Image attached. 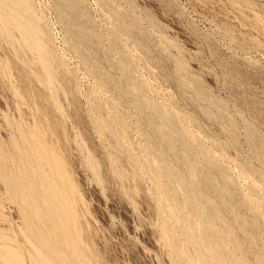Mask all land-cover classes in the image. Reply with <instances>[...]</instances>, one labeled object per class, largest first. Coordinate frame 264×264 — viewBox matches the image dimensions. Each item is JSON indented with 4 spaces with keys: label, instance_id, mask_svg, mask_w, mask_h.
I'll list each match as a JSON object with an SVG mask.
<instances>
[{
    "label": "rangeland",
    "instance_id": "1",
    "mask_svg": "<svg viewBox=\"0 0 264 264\" xmlns=\"http://www.w3.org/2000/svg\"><path fill=\"white\" fill-rule=\"evenodd\" d=\"M0 19V264H216L207 228L264 264V0H0Z\"/></svg>",
    "mask_w": 264,
    "mask_h": 264
},
{
    "label": "bare ground",
    "instance_id": "2",
    "mask_svg": "<svg viewBox=\"0 0 264 264\" xmlns=\"http://www.w3.org/2000/svg\"><path fill=\"white\" fill-rule=\"evenodd\" d=\"M69 2V1H68ZM13 7V6H12ZM1 20V19H0ZM2 30H3V28H2ZM7 35V34H6ZM43 47V46H42ZM39 49H41V48H39ZM44 50V49H43ZM42 54V53H41ZM44 54H45V56H46V53H45V51H44ZM46 59H47V57H45ZM42 62V61H41ZM48 62V61H47ZM50 67V66H49ZM48 76V75H47ZM168 107V106H167ZM148 113V112H147ZM149 118V117H148ZM169 120V119H168ZM110 122V121H109ZM127 126V125H126ZM112 127V126H111ZM157 127V126H156ZM178 127V126H177ZM120 128V127H119ZM118 128V129H119ZM177 130H178V128H177ZM59 133V132H58ZM117 137V136H116ZM172 137H174V136H172ZM154 138H155V136H154ZM160 141V140H159ZM126 142V141H125ZM180 142V141H179ZM166 143H167V141H166ZM160 145V144H159ZM167 145V144H166ZM41 149H42V147H41ZM63 149V148H62ZM64 150V149H63ZM157 150V149H156ZM67 151V150H66ZM34 152V151H33ZM44 153V152H43ZM167 154V153H166ZM179 154V153H178ZM56 155V154H55ZM54 154H53V157L55 156ZM39 156V155H38ZM37 156V157H38ZM169 156V155H168ZM40 157V156H39ZM53 157H51V158H53ZM41 159V158H40ZM46 159V158H45ZM118 159V158H117ZM43 160V159H42ZM55 160H56V157H55ZM57 161H58V159H57ZM56 161V162H57ZM60 161V160H59ZM39 162V161H38ZM45 162V161H44ZM113 162V161H112ZM37 163V162H36ZM53 163V162H52ZM58 163V162H57ZM60 164V163H59ZM117 164V163H116ZM54 165V164H53ZM52 165V166H53ZM64 165V164H63ZM62 165V166H63ZM46 166H47V164H46ZM55 166H57L56 164L54 165V167ZM42 167V166H41ZM40 167V169H42ZM50 167V166H49ZM59 167V166H58ZM59 168H61V167H59ZM63 168H64V166H63ZM116 168V167H115ZM173 168V167H172ZM47 169H48V167H47ZM51 169V168H50ZM55 169H56V167H55ZM58 169V168H57ZM60 170V169H59ZM62 171H63V169H61ZM61 170H60V172H61ZM210 170V169H209ZM51 171V170H50ZM58 171V170H57ZM175 171V170H174ZM219 171H220V169H219ZM43 172V171H42ZM48 172V171H47ZM52 172V171H51ZM60 172H58L59 174H60ZM63 173H65V172H63ZM49 174V173H48ZM45 175V174H44ZM56 175V173L54 174V176ZM163 175H164V173H163ZM47 176V175H46ZM49 176H50V174H49ZM52 176V175H51ZM56 176H58V175H56ZM64 176V175H63ZM46 178V177H45ZM53 178V177H52ZM58 178V177H57ZM56 179V178H55ZM60 179H62V177L60 178ZM60 179H59V181H60ZM64 179H66V177H64ZM164 179V178H163ZM172 179V178H171ZM187 179V178H186ZM216 178L215 177H213V176H210V175H208V174H199L198 175V180H199V182L202 184V185H204L205 186V184H206V186H208V188L209 187H212V186H215V185H218L217 184V182H216V180H215ZM49 180H50V178H49ZM51 181V180H50ZM66 181H67V179L65 180V183H66ZM55 182V181H54ZM198 182V183H199ZM229 182V181H228ZM57 183H58V181H57ZM61 183V182H60ZM68 183H70V182H68ZM67 183V184H68ZM159 183V182H158ZM166 183V182H165ZM164 183V184H165ZM66 184V185H67ZM200 184V185H201ZM61 185H62V183H61ZM56 187H57V185H55ZM62 186H65V185H62ZM71 187V186H70ZM52 188V187H51ZM60 188H61V186H60ZM68 188V187H67ZM72 188V187H71ZM226 188V187H225ZM228 188V187H227ZM69 189V188H68ZM68 189H66L67 191H68ZM191 189H192V187H191ZM169 190V189H168ZM34 191V190H33ZM62 191V190H61ZM60 191V192H61ZM65 190H63V192H64ZM170 191H172V190H170ZM230 191V190H229ZM173 192V191H172ZM62 193V192H61ZM49 194H50V192H49ZM63 194V193H62ZM209 194V193H208ZM67 195V194H66ZM172 195L174 196V194L172 193ZM176 195V194H175ZM210 195V194H209ZM67 197V196H66ZM225 197V196H224ZM63 198H65L64 197V195H63ZM68 198V197H67ZM174 198H175V196H174ZM190 199H191V197H189ZM217 199H218V197H217ZM61 200V199H60ZM63 201H64V199H63ZM66 201V200H65ZM68 201V200H67ZM179 201V200H178ZM174 202V201H173ZM72 205H73V203H72ZM229 205H232V201L230 200V204ZM62 206V205H61ZM66 206V205H65ZM163 206V205H162ZM70 207V206H69ZM252 208V207H251ZM254 208V207H253ZM208 209V208H207ZM228 209V208H227ZM255 209V208H254ZM198 210H199V208H198ZM225 210V209H224ZM235 210V209H234ZM69 211H70V208H69ZM234 212V211H233ZM71 213V212H70ZM224 213V212H223ZM176 214V213H175ZM74 217V216H73ZM167 217V216H166ZM169 217V216H168ZM175 218V217H174ZM75 219H76V217H75ZM74 219V220H75ZM73 222V221H72ZM77 222V221H76ZM194 222H196V221H194ZM74 223V222H73ZM175 224V223H174ZM186 224V223H185ZM168 225V224H167ZM79 226V225H78ZM174 226H176L177 227V225H174ZM73 227H74V224H73ZM80 227V226H79ZM175 227V228H176ZM196 227H198V226H196ZM166 228H168V227H166ZM76 229H77V226H76ZM192 229V228H191ZM223 230V229H222ZM194 231V230H193ZM196 231H197V229H196ZM224 231V230H223ZM192 232V231H191ZM198 232V231H197ZM225 232V231H224ZM232 232H233V230H232ZM196 233V232H195ZM180 234V233H179ZM226 234V233H225ZM234 234V233H233ZM195 235V234H194ZM206 235H207V239H206V243H207V245L208 244H210V243H215V247H213V246H211V248H212V250L214 251L213 252V255H212V257H211V259H212V261H214L216 264H235V258H234V254L233 253H231V252H228L227 251V248H226V246L223 244V243H220V242H223V240H222V238L220 237V236H216V235H214V233H213V230L212 229H209V228H207L206 229ZM197 236H198V233H197ZM214 236V237H213ZM170 237V236H169ZM175 237V236H174ZM187 237H189V235L187 236ZM229 237H231V230H228V238ZM186 239V238H185ZM202 239L204 240V237H202ZM167 240H168V238H167ZM238 240V239H237ZM205 241V240H204ZM174 242V241H173ZM175 242L177 243V241L175 240ZM175 242H174V244H175ZM81 243V242H80ZM201 243V242H200ZM240 243V242H239ZM189 244V243H188ZM179 245H180V243H179ZM184 245V244H183ZM213 245V244H212ZM62 246V245H61ZM182 246V245H181ZM191 246V245H190ZM197 246V245H196ZM89 247V246H88ZM180 247V246H179ZM178 247V248H179ZM187 248V247H186ZM185 248V249H186ZM214 248V249H213ZM230 248V247H229ZM82 249V248H81ZM173 250H174V247L172 248ZM88 250V249H87ZM187 251V250H186ZM189 251V250H188ZM202 251V250H201ZM76 252V251H75ZM87 252H89V251H87ZM174 252H176V251H174ZM205 252V251H204ZM203 252V254H205ZM74 253V252H73ZM94 253V252H93ZM198 253H200V251H198ZM178 254V253H177ZM190 254V253H189ZM6 255V254H5ZM86 255V254H85ZM84 255V256H85ZM88 255H89V253H88ZM92 255V254H91ZM192 255V254H191ZM238 255V254H237ZM8 256V255H7ZM70 256V255H69ZM83 256V257H84ZM76 257V256H75ZM178 257V256H177ZM192 257H193V259H194V256L192 255ZM200 258H199V260L201 261V263L202 264H207V260L204 258V256H199ZM79 258V257H78ZM91 258V257H90ZM178 258H180V257H178ZM184 258H185V256H184ZM190 258V257H189ZM15 259H17V258H15ZM28 259V258H27ZM77 259V258H76ZM85 259V258H84ZM84 259H83V261H84ZM89 259V258H88ZM90 260H93V259H90ZM189 260V259H188ZM80 261H82V260H80ZM82 261V262H83ZM98 261V260H97ZM183 261V260H182ZM195 262V261H194ZM14 263V262H13ZM16 264H18V263H16ZM41 264V263H40ZM43 264V263H42ZM80 264V263H79ZM88 264V263H87ZM93 264H95V263H93ZM180 264H182V263H180ZM186 264H188V263H186ZM198 264V263H197Z\"/></svg>",
    "mask_w": 264,
    "mask_h": 264
}]
</instances>
